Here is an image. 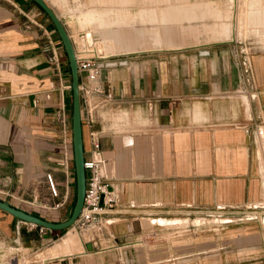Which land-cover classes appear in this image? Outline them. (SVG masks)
<instances>
[{
  "label": "crops",
  "instance_id": "obj_1",
  "mask_svg": "<svg viewBox=\"0 0 264 264\" xmlns=\"http://www.w3.org/2000/svg\"><path fill=\"white\" fill-rule=\"evenodd\" d=\"M46 1L68 33L70 21L85 27L80 31L100 52L127 63L103 68L101 80L114 98L92 125L119 202L102 230L88 228L87 238L77 235L68 251L39 264H264V50L244 54L230 39L234 20L210 0L172 3L174 11H162V4L134 9L123 0H73V8L66 5L72 0ZM259 1L247 0L245 19L261 17ZM135 18L143 22L131 24ZM174 18H185L176 25L191 32L161 33L158 25ZM68 84L66 53L50 19L32 0H0V198L53 221L66 217L75 194L73 160L67 175L57 163L64 155L62 116L71 134ZM89 129L82 122L86 150ZM46 170L67 194L60 216L26 204L36 194L51 203ZM215 206L223 222L210 238L171 226L188 222L175 219L179 214ZM248 219L256 222L246 225ZM56 234L0 208V264H10L3 256L11 243L16 249L50 243L47 252L65 235Z\"/></svg>",
  "mask_w": 264,
  "mask_h": 264
},
{
  "label": "built area",
  "instance_id": "obj_2",
  "mask_svg": "<svg viewBox=\"0 0 264 264\" xmlns=\"http://www.w3.org/2000/svg\"><path fill=\"white\" fill-rule=\"evenodd\" d=\"M71 39L77 71L79 74V95L81 122L90 126L88 131L89 148H84L83 166L85 173V190L83 204L75 221L71 224L76 230L82 231L88 228L102 230L104 224L109 221V215L119 202V195L113 188L110 178L103 171L104 158L100 146V132L92 127L97 120V112L105 107L114 98V93L110 85L101 80L103 68L127 63V59L114 56L113 54H104L95 46L94 42H89L87 32H80L78 39H74L71 33H68ZM247 71V70H246ZM250 80L245 77V80ZM70 87V84H68ZM148 106L152 107V101L148 100ZM62 136L61 143L64 155L57 163L61 166L65 175L68 174L70 163L72 162L71 134L66 127L65 118L61 117ZM48 195L51 203L37 199V194L32 196L31 202H37L39 206L46 207L53 211L60 212V209L66 202V192H61L57 180L52 171L44 172ZM264 209V205L262 206ZM264 215V213H263ZM30 226H37L40 232L47 229L42 225L29 222ZM52 230V229H49Z\"/></svg>",
  "mask_w": 264,
  "mask_h": 264
},
{
  "label": "rangeland",
  "instance_id": "obj_3",
  "mask_svg": "<svg viewBox=\"0 0 264 264\" xmlns=\"http://www.w3.org/2000/svg\"><path fill=\"white\" fill-rule=\"evenodd\" d=\"M59 1V0H58ZM80 2L84 1L85 4H90L93 2H96L97 0H79ZM101 1V0H100ZM115 3H122L123 1L125 3H130L132 8L134 9H139L141 7H145V6H153V7H161V4L163 6V10L162 11H174L171 9V4L172 3H180L181 5L183 4V2H188L189 0H113ZM212 2L213 6H216L217 8H219L223 13L225 11H227V15L229 18H232L235 22V33H233V35H231L230 39L233 40L235 43L237 44H241L243 47V53L244 54H248L250 52V50H264V13H262V15H260L261 17H257V16H252L251 18H249L248 16L245 19V12L244 9L246 7L247 4V0H232L231 3L229 2V0H210ZM55 2V1H54ZM98 2V1H97ZM101 2H105L104 0ZM260 5L262 6L263 10H264V0H260L259 1ZM57 5L62 6V1H59L57 3V1L55 2ZM75 1L73 2H66L67 7H72L75 6ZM70 5V6H69ZM179 8L186 7V5H182ZM178 8V7H175ZM139 11V10H138ZM138 11H134L132 9V13H136ZM161 9L159 8L157 10L158 15L160 16V13L162 12ZM73 14V12H72ZM210 20L211 22L216 20V17L213 16V14H209ZM224 19H226V17H223ZM183 19L185 20V18L182 19H172L171 21H166L167 24L165 25H158V28L160 30L161 33H163V27H169L173 33V37H179L180 34H188L189 32H191L192 29H190V27L188 26H177L176 23L177 22H181L183 21ZM256 20V24L257 25H251V21L255 22ZM139 21H141L138 18L132 19L130 21L131 24H135L138 23ZM143 22V21H141ZM146 22V26H144L146 28V35L149 38H153L152 35L150 34V32L148 31L149 28L151 27L150 24H148V21H144ZM175 23V25H172V23ZM253 22V23H254ZM250 23V25H249ZM252 23V24H253ZM70 27L68 28L70 33L73 35L74 39H78V34L81 32L80 30H84L85 27H81L80 25H76L74 24V22L70 21L69 23ZM137 27V26H134ZM89 29H92L90 27H88ZM119 28V27H117ZM124 29H127L128 26L123 27ZM121 29V28H120ZM241 36V37H240ZM229 38V37H227ZM263 134V132H262ZM39 191V190H38ZM38 194H40V196L42 195L41 192H38ZM39 199V196L37 197ZM29 204V207L32 206V208H36L38 210H40L42 213L44 214H48L50 216H56V215H61L60 212H62L63 208L62 207L60 209V212L57 211H53L51 209H48L46 207L43 206H39L37 204V202H34L33 204L30 203H26ZM49 205V202L46 204ZM190 208V207H189ZM186 209V208H185ZM221 210L218 207H214L212 208L211 211L209 212H195L193 214H179L181 216H176V218H182V219H188V222L181 224V225H176V223L174 222V224H171V226H178V227H184V226H189V227H193L195 228V230H199L200 234H197L195 237L198 239H206V238H210L211 237V229L212 228H216V231H218L219 226H222V215L218 214V211ZM185 211V210H184ZM227 216H232L234 219L236 220L237 218L235 217H241V215H227ZM235 216V217H234ZM243 216V215H242ZM264 216V215H262ZM250 217H252L250 215ZM174 219V218H173ZM172 219V220H173ZM196 219V220H195ZM244 219V218H243ZM171 220V219H170ZM222 221V222H221ZM246 221V225H251L254 224L256 221L254 219H248V220H244ZM243 221V222H244ZM172 222V221H170ZM221 222V223H219ZM69 227V226H68ZM66 227L64 228H52V230L57 233L56 235H54V238L59 237L62 234H65L67 231V233L60 237L58 239V242L55 243V245L52 248H49L48 251L46 252L45 250L47 249L46 247L50 245L49 244H44V246L42 248L39 249H28V248H24L22 246H20L18 249L15 248V245L13 243H11L10 245H8L6 247V250L4 251L5 254L3 256V260L4 261H10V264H13L15 262H19V264H39L40 262H42V259H46L47 255H57L63 252V245L64 240H69V243H66L68 246L71 243L70 241L71 238L74 236V238H77V235L80 238H87V235L90 233L91 229H87V230H82L81 233H78V230L75 229L74 226L72 227ZM248 228V230L250 229V226H247L246 229ZM69 229V230H68ZM263 233V232H262ZM69 238V239H68ZM51 244L53 240H50ZM62 241V242H61ZM73 242V241H72ZM48 243V242H47ZM59 243V244H58ZM67 246V247H68ZM66 247V246H65ZM46 248V249H44ZM43 249V250H42ZM60 249V251H59ZM41 250V251H40ZM16 257H18V260L16 259ZM23 262V263H22Z\"/></svg>",
  "mask_w": 264,
  "mask_h": 264
},
{
  "label": "water",
  "instance_id": "obj_4",
  "mask_svg": "<svg viewBox=\"0 0 264 264\" xmlns=\"http://www.w3.org/2000/svg\"><path fill=\"white\" fill-rule=\"evenodd\" d=\"M49 16L55 30L58 33L60 41L66 53V58L70 71V89H71V143H72V160L75 174V194L72 205L68 207L66 217L62 220L53 221L42 216L29 212L23 208L9 203L6 199L0 198V208L10 213L12 216L26 222L42 225L46 228H66L70 226L78 216L83 204L85 190V173L83 166V134L80 110V95H79V74L75 59L74 48L69 37V34L61 21L60 17L54 11L52 6L46 0H34ZM87 39L91 42L90 33L87 32ZM262 224L264 228V216H262ZM86 248L91 249L90 242L86 243Z\"/></svg>",
  "mask_w": 264,
  "mask_h": 264
},
{
  "label": "bare ground",
  "instance_id": "obj_5",
  "mask_svg": "<svg viewBox=\"0 0 264 264\" xmlns=\"http://www.w3.org/2000/svg\"><path fill=\"white\" fill-rule=\"evenodd\" d=\"M232 1V0H231ZM235 1H237V0H235ZM241 37V36H240ZM159 222L160 223H168L169 221L167 220V219H160L159 220ZM173 224V223H172ZM72 225H70L69 227H71ZM68 227V228H69ZM69 239V238H68ZM71 240L72 241H74L75 240V238H74V236L71 238ZM72 241H70V242H72ZM62 242V241H61ZM64 245H63V251H68L69 250V246L66 244V243H69V240H64ZM59 244V243H58ZM70 245V244H69ZM66 246V247H65ZM68 246V247H67ZM59 251H60V249H59ZM23 263V262H22ZM18 264H19V262H18ZM24 264V263H23Z\"/></svg>",
  "mask_w": 264,
  "mask_h": 264
},
{
  "label": "trees",
  "instance_id": "obj_6",
  "mask_svg": "<svg viewBox=\"0 0 264 264\" xmlns=\"http://www.w3.org/2000/svg\"><path fill=\"white\" fill-rule=\"evenodd\" d=\"M43 12H44V14L49 18V16L46 14V12L34 1V0H32ZM50 19V18H49ZM51 21V20H50ZM52 22V21H51Z\"/></svg>",
  "mask_w": 264,
  "mask_h": 264
}]
</instances>
